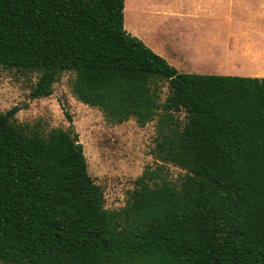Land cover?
<instances>
[{
	"label": "trees",
	"instance_id": "16d2710c",
	"mask_svg": "<svg viewBox=\"0 0 264 264\" xmlns=\"http://www.w3.org/2000/svg\"><path fill=\"white\" fill-rule=\"evenodd\" d=\"M124 1L0 0V68L38 73L31 99L74 72L107 120L156 121L160 163L109 210L72 127L9 119L0 264H264V78L178 72L126 32Z\"/></svg>",
	"mask_w": 264,
	"mask_h": 264
},
{
	"label": "rangeland",
	"instance_id": "374dc122",
	"mask_svg": "<svg viewBox=\"0 0 264 264\" xmlns=\"http://www.w3.org/2000/svg\"><path fill=\"white\" fill-rule=\"evenodd\" d=\"M147 1L154 2L159 10L152 14L161 19V0ZM249 1L253 9L252 24L259 21L264 23V0ZM215 2L219 3L218 0ZM222 2L224 6L225 0ZM142 4V0H125L124 29L161 56V29H151L154 23L145 18L142 11L145 12L146 9ZM223 6L220 5L216 10L225 9ZM253 28L257 32L263 31L260 26L253 25ZM209 33L208 31L207 35H211ZM222 33L224 32L215 31L205 40L210 41L209 38L213 37V40L222 41ZM246 39L250 41L249 38ZM253 39L257 43H264V38ZM38 76L36 72L23 73L16 69L0 68V112L6 115L16 109L10 120L42 131L52 128L67 130L72 127L82 146L88 174L103 192L104 207L109 210L122 208L128 194L135 187V180L145 169H155L160 164L150 154L155 145L156 121L140 128L134 119L124 123L107 120L100 109L87 106L78 98L75 73L72 71L61 74L53 84L50 96L31 99L29 95ZM165 93L166 89L162 99ZM178 116L183 119V115ZM164 172L174 181H178L184 173L170 164L164 165Z\"/></svg>",
	"mask_w": 264,
	"mask_h": 264
},
{
	"label": "crops",
	"instance_id": "0c3cea01",
	"mask_svg": "<svg viewBox=\"0 0 264 264\" xmlns=\"http://www.w3.org/2000/svg\"><path fill=\"white\" fill-rule=\"evenodd\" d=\"M218 1L161 0V19H158L152 14L159 10L154 2L142 0L145 18L154 23L151 29H161V57L181 73L264 78V64H259V61L264 63V43L258 59L241 57L246 47L239 45L240 38L245 42L249 38L254 44L257 41L253 38L262 40L264 23L252 24L253 9L249 0H225L224 6V0ZM220 5L225 9L216 10ZM253 25L263 31H255ZM208 31L211 35L213 31H223L222 41H213V37L205 40ZM242 60L245 62L239 64Z\"/></svg>",
	"mask_w": 264,
	"mask_h": 264
},
{
	"label": "bare ground",
	"instance_id": "6f19581e",
	"mask_svg": "<svg viewBox=\"0 0 264 264\" xmlns=\"http://www.w3.org/2000/svg\"><path fill=\"white\" fill-rule=\"evenodd\" d=\"M215 31H213V33H214ZM210 34V33H209ZM208 36H211V35H208ZM218 36H219V34H218ZM209 40H210V38H209ZM240 40V44L239 45H242V46H244L245 45V47H246V53H243V54H241L240 53V56L241 57H245V56H253L255 59H258V53H260V51H261V53L263 52L262 51V49H263V47H262V49L260 48L261 47V45L262 44H260V43H257V44H252V42L251 41H249V42H245L246 40H242L241 38L239 39ZM213 41H219V42H221L220 41V39H217V40H213ZM248 41V40H247ZM229 43V42H228ZM257 45V46H256ZM225 50V52H226V48L224 49ZM234 51V50H233ZM237 52H235V55L236 56H238L237 54H236ZM229 55V54H228ZM255 55V56H254ZM234 58V57H233ZM237 58V57H236ZM262 59V58H261ZM234 60V59H233ZM240 60V59H239ZM244 60H242V61H239V64H241L240 62H243ZM255 61V60H254ZM232 62V61H231ZM245 62V61H244ZM247 62V61H246ZM261 62H263V61H259V64H264V63H261ZM238 63V62H237ZM250 63V62H249ZM253 63V62H252ZM249 67V66H248ZM259 67V66H258ZM255 68V67H254ZM260 68V67H259ZM263 68V67H262Z\"/></svg>",
	"mask_w": 264,
	"mask_h": 264
},
{
	"label": "water",
	"instance_id": "95a60500",
	"mask_svg": "<svg viewBox=\"0 0 264 264\" xmlns=\"http://www.w3.org/2000/svg\"><path fill=\"white\" fill-rule=\"evenodd\" d=\"M15 110H16V109H13V110H11L9 113H7V114L5 115V117H4V119H3V122H2V124H1V126H0V128L3 127V126L7 123V121L10 119V116L14 113Z\"/></svg>",
	"mask_w": 264,
	"mask_h": 264
}]
</instances>
